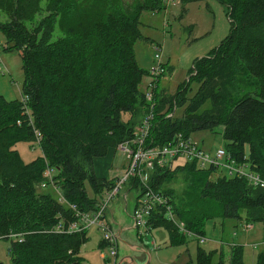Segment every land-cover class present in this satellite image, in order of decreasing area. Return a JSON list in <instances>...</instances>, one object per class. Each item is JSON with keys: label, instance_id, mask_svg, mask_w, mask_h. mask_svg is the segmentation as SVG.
Segmentation results:
<instances>
[{"label": "trees", "instance_id": "trees-1", "mask_svg": "<svg viewBox=\"0 0 264 264\" xmlns=\"http://www.w3.org/2000/svg\"><path fill=\"white\" fill-rule=\"evenodd\" d=\"M193 1L180 0L183 5ZM215 1L225 10L228 33L193 60L188 79L173 96L158 91L156 83L146 144L163 145L179 133L190 137L220 127L229 160L264 180V0ZM166 4L106 0L97 10L81 0H0L3 49L19 51L23 72L20 99L0 95V240L10 242L11 264H85L80 249L88 241L87 230L58 228L76 218L59 194L89 212L114 188V179L96 175L93 161L133 138L149 112L140 88L149 72L140 68L135 45L149 42L141 34V14L160 12ZM193 82L197 90L187 97ZM19 142H34L40 154L24 162L15 148ZM178 173L184 174L186 187L176 196L165 185ZM130 185L143 192L138 179ZM149 186L196 235L215 218L264 223V188L221 167L199 169L195 161L156 167ZM148 226L164 227L171 243L184 239L161 205ZM195 264H245L243 247L230 245L227 254L198 247ZM256 264H264L263 252Z\"/></svg>", "mask_w": 264, "mask_h": 264}, {"label": "rangeland", "instance_id": "rangeland-1", "mask_svg": "<svg viewBox=\"0 0 264 264\" xmlns=\"http://www.w3.org/2000/svg\"><path fill=\"white\" fill-rule=\"evenodd\" d=\"M105 1L81 0L87 7L93 8L95 5L97 10H102L100 6ZM93 2L95 3L92 4ZM43 4H45L44 1ZM140 19L142 22L140 26L141 34L148 38L149 42L137 41L135 45L137 62L140 68L149 72L154 66L152 46L154 44H162L163 62L166 64V71L156 83L159 85L158 91L162 90L167 97L173 96L177 86L188 79L193 60L206 55L214 49L228 33L229 29L225 10L215 0H197L188 2L185 5L180 0H171L165 5V10L143 12ZM0 41L5 43L1 34ZM0 65V95L9 101L20 99L23 72L19 51L1 48ZM149 78V74L144 76L140 85L141 89L145 87L146 90ZM196 90L197 84L191 83L186 94L187 97H192ZM181 114V107L175 109V116L180 117ZM190 138L197 146L212 156L218 149L224 148L225 144L220 127L216 131L200 130L194 132ZM15 148L24 162H29L40 154V150L34 142H19ZM111 156L114 173L119 177L118 179H121L125 175V170L130 162L128 154L116 148L115 152L111 153ZM184 161L185 159L180 157L174 163V167L184 164ZM243 170L245 173L250 172L248 167H243ZM222 171L225 172L224 169ZM215 177L212 174L210 178ZM165 187L172 188L175 195L179 196L186 187L184 174L178 173ZM48 190L53 192L54 188L49 186ZM123 192L127 195L125 199ZM137 194L138 192L130 184L122 185L119 193L109 201L108 206L115 208L116 205H119L121 207L120 213H126L125 205L128 210H131L133 203L135 205ZM107 220L112 224L109 218ZM248 224H252L253 227L246 231L245 227ZM112 229L117 244H119V237L113 226ZM180 234L184 238L183 241L171 243L167 230L162 226H158L151 229L147 237H145L146 235L139 236L137 231L136 234L134 233V237L143 238V240L147 238L149 240L146 241V246L143 243L149 255L146 264H195L198 247L206 251L222 248L227 254L230 245H241L245 264H256L258 254L264 253V223L260 222L247 223L244 220L235 219L223 221L219 218L208 220L204 224V234L202 236L205 237L206 241L203 243L199 242L194 232L181 231ZM87 236L88 241L80 249V255L84 259V263L107 264L111 261V264H113L114 257L110 255V250L102 245V231L92 227L87 230ZM9 243L6 239L0 240V264H11V259L8 255ZM135 252L138 251L135 250ZM124 254H132V251L121 247L117 250V259L119 260ZM102 255H105L106 259ZM129 264L134 263L129 261Z\"/></svg>", "mask_w": 264, "mask_h": 264}, {"label": "built area", "instance_id": "built-area-1", "mask_svg": "<svg viewBox=\"0 0 264 264\" xmlns=\"http://www.w3.org/2000/svg\"><path fill=\"white\" fill-rule=\"evenodd\" d=\"M170 1L171 0H168V3ZM4 47L5 46L0 41V49ZM152 50L154 66L149 70L150 78L146 90L144 91L145 98L150 105L149 112L143 118L142 123L136 127L134 137L117 145V149L126 152L128 154V159H130L124 173L125 175L116 181L113 189L104 192L102 199L96 205V209L92 211L81 212L75 204L66 202L60 194L58 198L60 203H66L69 206L76 217L65 226L59 224L58 228L68 232L88 230L92 227L101 230L102 240L110 250V255L114 257L113 264H115L116 261L118 244L112 229V224L106 218V212L109 201L119 193L122 185L127 183L130 184L132 178L138 179L143 188V192L138 194L136 198V203L132 212L133 226L141 237L150 232L148 219L152 215L157 204L164 207V216L170 220L180 232L187 231L192 233L186 229L184 223L178 219L171 205L168 203L167 198L162 194H157L149 186L150 175L156 167L173 169L174 163L177 162L180 157L185 159L184 162L195 161L196 167L199 169H206L210 166L221 167L228 175L235 174L242 176L246 178L252 186L264 188V180L254 172L245 173L243 170L245 166L237 167L232 160H229V154L224 148L218 149L212 156L197 146L190 137H184L180 133L163 145L146 144L151 121L153 120L152 105L154 97L152 89L156 86L157 80L166 71L164 68L165 63L163 62L162 44H154ZM45 176H49V171L45 172ZM45 184L46 183H42V186H45ZM126 197L127 195L125 194L124 198ZM252 227V224H248L245 230L249 231ZM196 236L199 242L203 243L206 241L205 237L202 235ZM108 264H111V261L108 262Z\"/></svg>", "mask_w": 264, "mask_h": 264}, {"label": "crops", "instance_id": "crops-1", "mask_svg": "<svg viewBox=\"0 0 264 264\" xmlns=\"http://www.w3.org/2000/svg\"><path fill=\"white\" fill-rule=\"evenodd\" d=\"M212 1H214V0H212ZM142 90L145 91V87H143ZM114 152H115L114 150H109L108 154L105 157L94 159L93 166H94V171H95L97 176L102 177V178H106V179H114L115 181L119 178L116 175V173H114V170H113V159H112L111 153H114ZM124 195H125V192H123V196ZM135 198H136V196H135ZM135 203H136V201H135ZM134 206L135 205L133 203L132 209L128 210L126 205H125L124 209H125L126 213H120L121 207H119V205H116L115 208L114 207L110 208L109 206L107 208L106 217L111 220V222L113 224L112 226H113L115 232L117 233V235L119 237V239H118L119 240L118 250L121 247H123V249H128V250L132 251V254H124L121 258L128 257V256H134V257L142 256V254H143L142 252H140L138 250H137L138 252H135L134 247L136 245H140L147 252L143 243L146 246V244H147L146 241H149V240L147 238H146V240H143V238H138V237L135 238L134 237V233L136 234V231H135V228H134L133 222H132V210H133ZM148 234H149V232H148ZM148 234L145 237H147ZM216 249H218V248H216ZM102 257H104V259H106L105 255H102ZM120 259L118 260L116 257L115 263L117 264L120 261ZM132 262L134 264H138V262H136V261H132Z\"/></svg>", "mask_w": 264, "mask_h": 264}, {"label": "water", "instance_id": "water-1", "mask_svg": "<svg viewBox=\"0 0 264 264\" xmlns=\"http://www.w3.org/2000/svg\"><path fill=\"white\" fill-rule=\"evenodd\" d=\"M134 249L142 252L143 253L142 256H138V257H134V256L124 257L117 264H129V261H136V262H138V264H146L148 262L149 255L144 250V248L141 247L140 245H136L134 247Z\"/></svg>", "mask_w": 264, "mask_h": 264}]
</instances>
